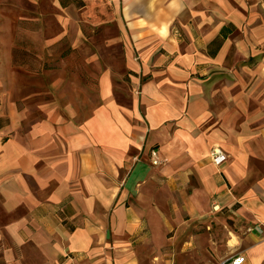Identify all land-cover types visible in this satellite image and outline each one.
<instances>
[{
	"label": "crops",
	"instance_id": "1",
	"mask_svg": "<svg viewBox=\"0 0 264 264\" xmlns=\"http://www.w3.org/2000/svg\"><path fill=\"white\" fill-rule=\"evenodd\" d=\"M236 254L264 264V0H0V264Z\"/></svg>",
	"mask_w": 264,
	"mask_h": 264
},
{
	"label": "built area",
	"instance_id": "2",
	"mask_svg": "<svg viewBox=\"0 0 264 264\" xmlns=\"http://www.w3.org/2000/svg\"><path fill=\"white\" fill-rule=\"evenodd\" d=\"M210 157L212 162L218 167L228 159V155L220 147H214L210 152ZM151 159L154 165L166 162V158H160L154 149L151 150ZM244 261L245 256L243 254H236L223 259L220 264H243Z\"/></svg>",
	"mask_w": 264,
	"mask_h": 264
}]
</instances>
